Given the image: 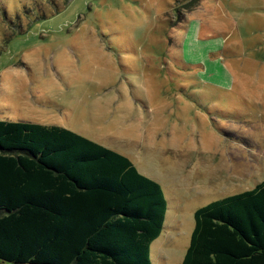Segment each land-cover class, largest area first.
<instances>
[{"label":"rangeland","instance_id":"1","mask_svg":"<svg viewBox=\"0 0 264 264\" xmlns=\"http://www.w3.org/2000/svg\"><path fill=\"white\" fill-rule=\"evenodd\" d=\"M202 2L187 11L181 0H0V120L69 129L149 179H183L187 195L253 189L264 178V99L249 97L264 86V0ZM196 22L212 36L194 57L205 73L183 47ZM221 41L225 52L208 56ZM208 78L235 79L233 91ZM246 139L249 150L231 147ZM165 233L151 264H181L183 233Z\"/></svg>","mask_w":264,"mask_h":264},{"label":"trees","instance_id":"2","mask_svg":"<svg viewBox=\"0 0 264 264\" xmlns=\"http://www.w3.org/2000/svg\"><path fill=\"white\" fill-rule=\"evenodd\" d=\"M166 204L124 155L60 126L0 120V264H151ZM194 222L181 264H264V178Z\"/></svg>","mask_w":264,"mask_h":264},{"label":"crops","instance_id":"3","mask_svg":"<svg viewBox=\"0 0 264 264\" xmlns=\"http://www.w3.org/2000/svg\"><path fill=\"white\" fill-rule=\"evenodd\" d=\"M209 1H211V3H215L216 5L219 3V0H209ZM207 3L206 0H203L202 4L199 7L201 8L200 10H203L205 4ZM191 21H195V19ZM205 29H206L205 26H203L199 22H196L193 28H191L190 26L186 30L185 35L183 37V47L185 45L188 46L189 54L192 57V61L190 62L198 63L197 65H195V67L200 68L198 70H201L202 73H205V70L207 69L204 68L202 62L194 61V57L197 55L202 56L204 54V49L208 46L207 41L210 40V38L212 37L210 31ZM215 36H216L215 39H220V34L214 33V37ZM210 51L211 52L208 53V56L213 53L218 54L219 52H225L223 41H221L220 49H215ZM183 56L186 57L185 52L183 53ZM216 57H220V55ZM225 71L227 74H229L227 70ZM262 71L263 70L260 67H257L255 71L256 75L260 74V72L262 73ZM236 72H239L240 74H244L245 70L243 68L236 69V71H234L235 75H237ZM211 75L212 74H207V76H211ZM234 80L232 81L231 78V83H232L231 85H224L219 80L213 82L210 78L206 79L205 81L207 82L206 84L216 88V91L228 94L229 92L233 91L232 88L234 87ZM249 97H252L250 100L254 101L255 105L260 106L264 99V86H262L259 90H256L253 95H249ZM246 143L241 144L234 142L231 143V147L235 148L236 146L238 147L237 149L240 148V149L249 150L251 145L248 143H250V140L246 139ZM151 178L154 179L156 182H159L158 184L161 186L163 190L167 203L163 228L157 239L158 240L161 239V236L163 235L164 231L167 232L165 233V235L170 233L168 234V237L171 241L174 240L172 234H178L176 236H180V234L183 233L181 236H183L185 239L184 242L185 246H189L190 243V237L195 225L194 213L196 212V210L214 202L215 200L217 201L218 199L220 200L225 197L232 196L245 191L244 189L243 190L239 189V190H234L233 192L231 191L227 195H221V194L208 195L206 194L208 192L207 188H201L199 185H197L196 187H191L192 194L187 195L185 194L187 183L183 179L181 181L171 182L168 180L166 176L162 178L161 176L152 175ZM157 239L154 242L158 241Z\"/></svg>","mask_w":264,"mask_h":264}]
</instances>
